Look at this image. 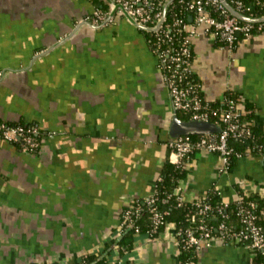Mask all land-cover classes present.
Masks as SVG:
<instances>
[{"label":"crops","instance_id":"obj_1","mask_svg":"<svg viewBox=\"0 0 264 264\" xmlns=\"http://www.w3.org/2000/svg\"><path fill=\"white\" fill-rule=\"evenodd\" d=\"M95 9L91 0H0V120L44 133L35 153L0 135V264H76L94 254L108 264H181L173 223L154 238L134 234L124 253L113 247L125 208L150 197L166 161L176 162L174 109L140 27L120 12L98 26ZM193 50L205 99L238 95L264 133V34L229 49L197 30ZM185 167L177 190L187 201L256 194L264 224V147L228 168L219 153L198 151ZM254 254L215 238L196 264H254Z\"/></svg>","mask_w":264,"mask_h":264},{"label":"built area","instance_id":"obj_2","mask_svg":"<svg viewBox=\"0 0 264 264\" xmlns=\"http://www.w3.org/2000/svg\"><path fill=\"white\" fill-rule=\"evenodd\" d=\"M103 1L104 3L107 1L113 7L105 10L96 6L92 18L96 25L109 24L112 22L113 12H120L138 27L153 31L154 41L151 50L156 55L158 67L165 78L174 111L177 114L178 112L189 114L190 120L209 121L221 127L219 133L199 135L200 137L197 139H193L191 135H182L177 139H171L168 146L172 148V153L177 157L175 163H184L198 151L219 153L226 168L229 167L232 154L238 158L243 157V154L236 152L230 146L229 141L230 139L244 140L252 136V130L248 123L242 121V115L246 112L244 103L235 98H226L224 108H213L210 102L201 95V84L191 78L194 61L192 44L194 35L202 27L203 33L214 36L224 47L233 49L237 42L250 38L254 34V23L233 16L221 0H179L183 7L181 10L183 15L176 18L173 23H166L167 8L172 0ZM230 1L238 12L258 18L244 13V11L254 8L252 4H247L244 0ZM261 4L264 6V2ZM257 30L264 34V22H259ZM177 34H181L180 38L177 37ZM1 76L2 71H0V78ZM213 118L216 119L212 120ZM0 135L9 142L18 144L22 151L28 153L37 152L44 139L43 130L38 124L11 126L0 121ZM160 179L161 177L158 180ZM174 194L177 196L179 205L187 202L177 188L174 190ZM246 195L248 194H240L235 200L239 209L240 229L231 231L227 222L223 220L217 227L221 234H216L213 232L214 226L201 220L195 228L176 230L179 246L184 242V247L194 248L197 253L202 248L210 246L215 238H220L225 242L233 241L246 244L252 250L259 251L264 255V229L258 224L259 214L256 212L258 204L256 201L248 200ZM154 200L151 198L149 203H153ZM190 202L196 207V211L192 215V221L195 223L198 221V215H205L212 209L209 203H203L201 200ZM228 204L219 202L218 211L224 218H228L225 213ZM141 211L142 207L133 203L125 208L119 225L121 233L125 228H134L135 234H140V226L134 223L133 214L139 215ZM152 213L153 227L149 231V236L154 238L159 227L164 224V218L163 214L155 207L152 208ZM116 246L117 243H113V247L116 248ZM186 264H196V261L191 260Z\"/></svg>","mask_w":264,"mask_h":264},{"label":"trees","instance_id":"obj_3","mask_svg":"<svg viewBox=\"0 0 264 264\" xmlns=\"http://www.w3.org/2000/svg\"><path fill=\"white\" fill-rule=\"evenodd\" d=\"M97 7L103 8L105 10L108 9V6L106 3H104L103 0H92ZM231 5L230 0H227ZM247 4H252L254 8H251L250 11H244L247 15H252L254 17H262L264 16V6H262L261 2H264V0H244ZM259 2V4H258ZM182 5L179 2V0H172L171 3L168 5L167 8V16H166V23H173L176 18L180 17L182 14ZM188 20V16H187ZM259 23H254V34L261 33L258 29ZM143 33L145 34L146 38L149 41L150 46L153 44L154 41V33L150 29L146 28H140ZM181 34H177V37L180 38ZM178 40V39H177ZM218 41V40H217ZM219 42V41H218ZM220 43V42H219ZM221 44V43H220ZM192 53L194 55L193 50V44H192ZM191 78L198 82L196 79L194 73H192ZM201 95L204 97L202 93V87H201ZM205 98V97H204ZM226 98H235L240 101L239 96L234 93H227L225 98L221 101L216 102H210L211 106L213 108H224L225 107V99ZM245 110L246 112L242 115V121H246L248 123V126L252 130V136L245 138L244 140H237V139H230L229 144L230 146L236 151L241 154L248 155L252 153H257L262 151L264 147V133L262 132V129L255 126L252 123V108L250 104H245ZM178 116L183 120H190V116L187 113L184 112H178ZM216 118H213L212 120H215ZM218 119V118H217ZM1 121V120H0ZM5 122V121H4ZM8 125L16 126V125H29V124H35V123H12V122H6ZM193 139H197L200 136L199 135H191ZM16 144V143H15ZM18 145V144H16ZM19 146V145H18ZM170 152H172V148H169ZM193 155V154H192ZM191 155V156H192ZM190 156V157H191ZM238 157L235 154L231 155L230 158V164L229 167L233 164V162ZM188 159L184 161L182 164H176L174 162H171L170 160H167L165 163V166L163 168V171L160 175L161 179L156 182V190L152 194V196L144 199V200H138L135 201L133 204L140 205L142 207V211L139 215H134V223L140 226V233L146 232L149 235V231L153 227V217H152V208H156L158 211H160L163 214V220L164 224H162L157 234L167 225L170 223L175 224L176 230H185L188 227H196V225L202 220L207 222L209 225L214 226L213 232L216 234H221L220 230H217L218 224L225 220L229 226V229L231 231H237L241 228L240 218L238 216V204L236 201L229 203L227 208L225 209V213L228 215V218H224L218 211L219 208V201L216 198V193L211 192L206 196V198L201 199L203 203H209L212 207V209L207 212L205 215H198V221L197 223L192 221V215L196 211V207L191 204L190 201H187L183 203L182 205H179L177 196L174 194V190L178 187L180 181L184 179L187 175L188 170L185 167V163ZM248 200L256 201L258 204V208L256 212L259 214L258 218V224L261 226V228L264 229V224L262 223L261 218V211L263 208V202L262 200L256 195V194H248L245 196ZM151 198H154L153 203H149V200ZM135 234L134 228L128 229L125 228L122 231L121 237L118 238L117 241L114 243H117L116 250L121 254L125 251H128L131 249L132 243H133V235ZM156 234V235H157ZM182 244H180V258H181V264H186L188 261L194 260L196 261V251L194 248H187L184 247ZM111 245H107L106 251L110 249ZM254 251V264H264V255L256 250ZM76 264H108L107 255H89L85 257V259L82 262L76 263Z\"/></svg>","mask_w":264,"mask_h":264},{"label":"water","instance_id":"obj_4","mask_svg":"<svg viewBox=\"0 0 264 264\" xmlns=\"http://www.w3.org/2000/svg\"><path fill=\"white\" fill-rule=\"evenodd\" d=\"M228 11L240 20L252 23L264 22V17L253 18L238 12L227 0H221ZM221 127L213 122L203 120H183L177 112L174 115L170 124V135L172 139H177L182 135H207L219 133Z\"/></svg>","mask_w":264,"mask_h":264},{"label":"rangeland","instance_id":"obj_5","mask_svg":"<svg viewBox=\"0 0 264 264\" xmlns=\"http://www.w3.org/2000/svg\"><path fill=\"white\" fill-rule=\"evenodd\" d=\"M106 3H107L108 8L111 9V8L113 7L112 4L108 3L107 1H106ZM202 29H203V28L200 27V28H199V31H202ZM195 37H196V36H195Z\"/></svg>","mask_w":264,"mask_h":264}]
</instances>
